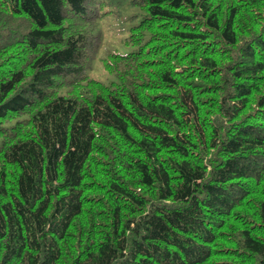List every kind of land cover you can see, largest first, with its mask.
I'll return each mask as SVG.
<instances>
[{"label":"trees","instance_id":"1","mask_svg":"<svg viewBox=\"0 0 264 264\" xmlns=\"http://www.w3.org/2000/svg\"><path fill=\"white\" fill-rule=\"evenodd\" d=\"M129 3L102 81L105 0H0V264H264V0Z\"/></svg>","mask_w":264,"mask_h":264},{"label":"rangeland","instance_id":"2","mask_svg":"<svg viewBox=\"0 0 264 264\" xmlns=\"http://www.w3.org/2000/svg\"><path fill=\"white\" fill-rule=\"evenodd\" d=\"M105 1L107 2L105 6L107 14L103 16L100 24L104 34V43L101 44V51L98 53L93 69L90 72L91 76L102 81H106L109 77L102 68L101 58L107 50L124 53L131 49L130 46L124 43V38L127 36L131 24L135 22L132 15L137 13L135 8L129 3V0ZM94 46L96 47V42H94Z\"/></svg>","mask_w":264,"mask_h":264}]
</instances>
